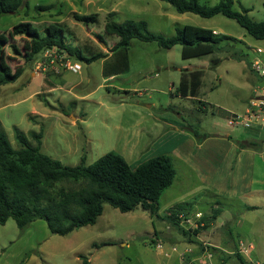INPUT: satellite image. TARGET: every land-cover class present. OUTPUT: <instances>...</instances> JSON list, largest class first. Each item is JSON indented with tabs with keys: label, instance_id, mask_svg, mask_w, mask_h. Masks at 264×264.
I'll return each mask as SVG.
<instances>
[{
	"label": "rangeland",
	"instance_id": "rangeland-1",
	"mask_svg": "<svg viewBox=\"0 0 264 264\" xmlns=\"http://www.w3.org/2000/svg\"><path fill=\"white\" fill-rule=\"evenodd\" d=\"M199 2L214 5L219 0ZM263 2L234 0L232 8L241 12L244 9L252 20L262 21ZM38 6L49 8L40 10ZM74 13H95L97 21L84 25L73 17ZM108 20H144L149 31L166 37L173 35L177 27L193 25L215 29L228 38L221 40L214 51L190 57L182 56L179 44L168 49L156 41L132 38L127 48L128 70L105 77L102 67L112 60L111 47L119 39L105 33ZM21 21L31 22L39 31L48 23L61 22L66 27L67 42L88 45L107 56L85 63L51 48L25 60L28 38L10 36L11 27ZM0 33L10 37L3 50L5 62L13 71L21 70L15 81L0 86V128L15 149L19 143L14 126L28 135L31 144L36 142L30 132L42 130L40 151L62 164H91L114 151L135 168L152 156L168 154L177 172L159 198V216H151L140 206L121 212L104 203L94 224L64 236L51 233L42 218L33 219L24 229L8 218L0 224V264H82L80 256L86 257L89 264H162L175 252L165 256L154 244L164 243L167 235L181 238L180 231L166 219L167 209L179 201L187 202L192 213L216 212L212 229L232 236L229 242L234 252L239 251L242 242L248 247L242 254L248 257L249 243L254 239L264 249V207L251 212L241 206L247 198L226 197L231 191L224 189L226 195L215 200L201 190L218 176L227 181L231 178L229 172L224 173L225 159L211 154L215 149L212 146L217 142L215 136L231 128L228 119L244 115L250 102L261 97L264 77L251 67V62L264 56L256 51L258 47L264 51V39L253 38L234 19L221 14L206 18L193 12L180 13L164 0H24L18 11L0 13ZM65 61L76 70L64 67ZM194 69H203L201 83L193 95L183 96L179 91L181 77ZM256 123L254 134L260 136L253 139V149L263 151L264 157V117ZM241 127L233 128L231 134L246 136ZM202 138L209 140L205 146H198ZM253 167L252 175L257 179L254 186H260L258 174L264 172L263 159L255 156ZM242 172L234 176L240 183L249 177L246 172L244 180ZM81 184L63 180L54 189L68 190ZM239 221L240 231L235 229ZM153 228L157 233H151ZM253 228L258 232L256 237L250 233ZM211 245L215 256L218 248ZM176 247L180 252L181 245ZM256 260L263 262L264 255L250 263Z\"/></svg>",
	"mask_w": 264,
	"mask_h": 264
},
{
	"label": "trees",
	"instance_id": "trees-1",
	"mask_svg": "<svg viewBox=\"0 0 264 264\" xmlns=\"http://www.w3.org/2000/svg\"><path fill=\"white\" fill-rule=\"evenodd\" d=\"M164 1L180 13L193 12L206 18L221 14L236 20L253 38L264 39V20H252L244 9L242 12L234 10V0H219L214 5L201 4L199 0ZM23 3L24 0H0V13L16 12ZM47 8L49 7H37L40 10ZM73 17L84 25L97 21L95 13H74ZM104 31L119 38L111 47L112 60L104 63L102 67V75L105 77L128 70L127 48L132 38L156 41L159 46L168 49L179 44L183 57L212 52L221 40L228 38L213 29L193 25L177 27L173 35L166 37L149 31L144 20H125L121 23L108 20L105 22ZM10 32L11 37L24 35L28 38L29 52L24 56L25 60H32L41 51L51 48L85 63L107 56V53L94 50L88 45L78 46L67 42L66 27L61 22L48 23L39 31L31 22L21 21L15 23ZM9 38L8 35L0 33V86L15 81L21 74L20 69L13 71L5 62L3 50ZM14 52L20 53L17 48H14ZM217 61L218 59H215V62ZM202 74L203 69L184 73L179 83L181 95H193L201 83ZM13 129L19 143L17 149L0 128V224L11 217L20 229H24L33 219L42 218L51 233L64 236L77 228L94 224L103 212L104 203L121 212H128L140 206L151 216H158L159 198L172 184L176 173L170 155L152 156L131 168L121 154L109 151L91 164L80 162L71 166L62 164L40 151L42 130L30 132L36 142L31 144L26 133L16 126ZM236 143L240 148H253L256 145L254 140H236ZM63 180L82 184L78 188H59L55 191V184ZM190 208L188 203L177 204L172 206L166 215V219L188 239L205 230L217 216L215 212L209 216L203 215L202 227L185 229L180 225L178 214L188 213ZM235 255L240 264H249L241 254ZM80 258L82 264H89L86 257Z\"/></svg>",
	"mask_w": 264,
	"mask_h": 264
},
{
	"label": "crops",
	"instance_id": "crops-1",
	"mask_svg": "<svg viewBox=\"0 0 264 264\" xmlns=\"http://www.w3.org/2000/svg\"><path fill=\"white\" fill-rule=\"evenodd\" d=\"M213 31L218 33L217 30L215 29H213ZM247 111L248 109H245L244 116H246V119L243 121V123H241L243 126L241 127L242 133H245L246 136L239 137L236 134H231V131L232 132L234 131L233 128L235 127L237 128V126L240 124H230L228 122L230 119H228L227 124H229V127L231 128L226 132L225 131L223 133L221 132L219 134L220 136H215V140L217 142H215L214 145L212 146L215 147V149L214 151H211V154H215L218 157L225 159L224 173L226 174L229 172L231 178L227 181L222 176H218L215 179V181H213V184L204 183L205 185L201 190L203 194L214 197L215 200H217L219 196L223 197L224 195H226L223 192L224 189L226 191H231L230 196L226 195V197L232 199L247 198V202L242 203L241 206H246L247 209H249V211L253 212L257 210L259 207H264V172L258 174V176H260V179L258 180L260 186H254V181H257V179H255V177L252 175L254 169L253 166H254L255 156H259L261 159H263V161H264V157L262 155L263 151L257 152V150H254L253 148H240L236 143V140L247 141V140H253L254 138L260 136L256 133L254 134V132L256 131V126L258 125L256 123L258 118L250 117L248 114H246ZM208 140H209L208 138L200 139L198 146H205ZM241 169L243 171L242 172L243 179L245 180V176L247 178V176L249 175V177L247 181H243L240 183L238 178H235L234 176L237 172H240ZM181 171H182V176L185 175V169L183 168L181 169ZM246 172L249 174L246 175ZM261 176L263 177L261 178ZM202 181H204V179H202ZM254 196H262V198L253 199ZM182 203H183L182 201H179L171 204V206L167 209V215L169 213V209L172 206ZM189 207L191 206L189 205ZM190 212H192V207L190 208ZM210 226L211 228L206 229L205 232L203 233L201 232L196 237L191 239H188L186 236H183L181 233H180L181 238H178L175 235H167L168 240L163 239L165 240L164 241V243H166L165 245L179 244L181 245L182 249L180 250V252L177 251L178 253L175 252V254L170 255V253H172L170 252L167 255V256L170 255L169 258H167L166 261H163L162 264H189L190 260L193 261V264H240L235 254L239 253L242 255L243 258L246 255L240 253L237 250L234 252V246H232L231 243L229 242V237L232 238V236L229 233L228 234L221 233L218 230H213L212 229L213 221L210 223ZM235 229L239 231L241 230L240 221L235 225ZM151 233H157V230L153 228ZM250 233H254L253 236L256 237L255 233L258 232H255V228H253ZM203 241L208 242L210 244H214L218 248L216 255L210 259H207L202 256L201 245ZM249 245H250V249L249 252L247 253L248 257H245L244 259H246L247 261L249 260V264H251L250 260L257 259L258 255L261 254L264 255V249L259 246L256 239H254V242H250ZM186 248H190L191 252L187 254L188 256L185 260H182L180 254ZM260 263L264 264V261ZM260 263L259 260H256L255 262V264H260Z\"/></svg>",
	"mask_w": 264,
	"mask_h": 264
},
{
	"label": "built area",
	"instance_id": "built-area-1",
	"mask_svg": "<svg viewBox=\"0 0 264 264\" xmlns=\"http://www.w3.org/2000/svg\"><path fill=\"white\" fill-rule=\"evenodd\" d=\"M257 53L261 54L264 53V51L262 50V48L258 47L257 48ZM64 67L69 68L71 70H76V68L68 61H65L63 63ZM251 67L260 75L264 77V56H258L256 58H254V60L251 62ZM261 97L263 96L264 98V86L261 87V93H260ZM260 96H257V99H254L250 102V108L249 110L246 112V114H248L250 117H257V118H263L264 117V113H263V109L262 106L264 107V100H261ZM248 116V117H249ZM246 119V116L242 115L240 117H235L234 119H230L228 122L230 124H241L243 123V121ZM203 216V213L201 211H196L194 213L192 212H188V213H184V212H180L178 214V217L180 218V225L183 226L185 229H191V228H198V227H202L204 225V222L201 221V218ZM154 247L157 249V251L165 256H167L170 252H177L178 248L176 247V245H169L166 247V245L162 242V241H157L154 244ZM214 246H212L210 243L208 242H202V256L210 259L211 257H213L214 255ZM248 247H245L244 244L242 242L239 243L238 245V249L240 253H246V249ZM191 252L190 248H186L184 249V251L180 254L181 255V259L185 260L187 258V254ZM189 264H193V261H189Z\"/></svg>",
	"mask_w": 264,
	"mask_h": 264
},
{
	"label": "water",
	"instance_id": "water-1",
	"mask_svg": "<svg viewBox=\"0 0 264 264\" xmlns=\"http://www.w3.org/2000/svg\"><path fill=\"white\" fill-rule=\"evenodd\" d=\"M103 44V43H102ZM104 45V44H103Z\"/></svg>",
	"mask_w": 264,
	"mask_h": 264
}]
</instances>
